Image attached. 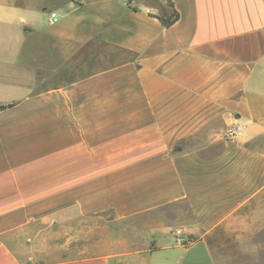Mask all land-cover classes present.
I'll use <instances>...</instances> for the list:
<instances>
[{"label": "crops", "instance_id": "0c3cea01", "mask_svg": "<svg viewBox=\"0 0 264 264\" xmlns=\"http://www.w3.org/2000/svg\"><path fill=\"white\" fill-rule=\"evenodd\" d=\"M171 1L0 0V264H264V0Z\"/></svg>", "mask_w": 264, "mask_h": 264}, {"label": "trees", "instance_id": "16d2710c", "mask_svg": "<svg viewBox=\"0 0 264 264\" xmlns=\"http://www.w3.org/2000/svg\"><path fill=\"white\" fill-rule=\"evenodd\" d=\"M166 5L168 6V11L164 13L163 9L161 13H157L156 16L160 19L162 24L166 27H170L173 25L180 17L178 10L175 8L174 3L171 0H164ZM6 106L0 105V109L5 108Z\"/></svg>", "mask_w": 264, "mask_h": 264}, {"label": "built area", "instance_id": "2783aa9c", "mask_svg": "<svg viewBox=\"0 0 264 264\" xmlns=\"http://www.w3.org/2000/svg\"><path fill=\"white\" fill-rule=\"evenodd\" d=\"M128 3H132L133 0H125ZM58 20V16L55 14H52L51 16V21H56ZM238 130L239 127L235 128V129H230V133L233 134L234 130ZM172 237H173V241L176 245H180V246H187L190 243V240L187 238V236L185 235L183 229L181 228H176L172 231Z\"/></svg>", "mask_w": 264, "mask_h": 264}, {"label": "rangeland", "instance_id": "374dc122", "mask_svg": "<svg viewBox=\"0 0 264 264\" xmlns=\"http://www.w3.org/2000/svg\"><path fill=\"white\" fill-rule=\"evenodd\" d=\"M146 3H152V0H144ZM183 207V206H182Z\"/></svg>", "mask_w": 264, "mask_h": 264}]
</instances>
